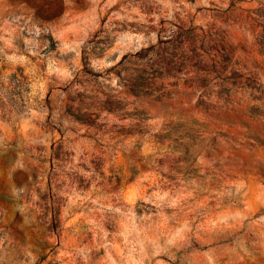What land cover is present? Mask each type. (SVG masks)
<instances>
[{"label":"rangeland","instance_id":"1","mask_svg":"<svg viewBox=\"0 0 264 264\" xmlns=\"http://www.w3.org/2000/svg\"><path fill=\"white\" fill-rule=\"evenodd\" d=\"M0 264H264V0H0Z\"/></svg>","mask_w":264,"mask_h":264}]
</instances>
